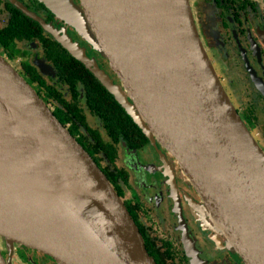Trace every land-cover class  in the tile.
I'll return each mask as SVG.
<instances>
[{"label":"water","instance_id":"water-1","mask_svg":"<svg viewBox=\"0 0 264 264\" xmlns=\"http://www.w3.org/2000/svg\"><path fill=\"white\" fill-rule=\"evenodd\" d=\"M52 1L59 15L74 12L78 33L121 84L79 44L59 41L178 161L201 198L194 204L204 226L244 264H264V150L214 70L189 0ZM32 155L56 165L70 185L30 172ZM17 246L59 264H157L108 177L0 54V264H12Z\"/></svg>","mask_w":264,"mask_h":264},{"label":"flooded vegetation","instance_id":"flooded-vegetation-1","mask_svg":"<svg viewBox=\"0 0 264 264\" xmlns=\"http://www.w3.org/2000/svg\"><path fill=\"white\" fill-rule=\"evenodd\" d=\"M73 1L77 6L80 5L79 0ZM189 2L199 37L223 88L264 150V0ZM48 3L54 6L52 0H0V33L6 36L14 26L18 12L33 20V23H38L41 28L39 31L38 26L30 25L31 33H38L35 38L13 39L7 46L0 42L1 56L11 65H18V73L26 81H33L31 86L39 96L46 95L45 83L63 91L64 98L72 103L74 93L61 77L65 73L70 79L78 75L70 71L71 64L60 76L54 61L47 58L42 43L43 38L57 42L71 54L59 41L71 39L86 48L87 55L95 59L120 85L109 62L100 55H94L91 51L93 48L82 38L73 23L56 13V9L47 6ZM25 8L45 23L53 25L56 35L47 32L40 22L25 13ZM58 50L61 51L60 48ZM75 72L82 78H88L85 72ZM34 73L39 80H34ZM88 81L92 82V79L89 77ZM77 92L80 94L79 107L87 125L100 135L101 141L96 142L84 129L78 130L73 124L68 123L67 128L75 130V138L102 171L110 172L116 168L125 172L123 175L117 172L120 175L117 183L122 190L119 196L135 220L145 244L149 245L153 254L151 256L157 264H244L222 235L206 228L203 221L195 218L191 212L193 203L201 202V198L187 183L188 179L182 173L178 161L161 145L155 147L147 136V140H144L131 133L130 126L129 134L126 135L127 143H114L100 119L87 105L85 87L80 85ZM89 118L98 124L96 128L88 123ZM83 133L89 138L83 137ZM101 142L113 145L116 149L113 161L102 152ZM19 259L21 264H59L50 255L27 246H18V250L13 252L11 263L19 264Z\"/></svg>","mask_w":264,"mask_h":264},{"label":"trees","instance_id":"trees-1","mask_svg":"<svg viewBox=\"0 0 264 264\" xmlns=\"http://www.w3.org/2000/svg\"><path fill=\"white\" fill-rule=\"evenodd\" d=\"M30 25L38 26V30H41L38 23H33V20L27 18L25 15L18 12L15 16L14 26L9 29V31L6 33V36L5 34H3V32L0 33V42L3 45L7 46L8 42L12 41L13 39L35 38L38 33L33 35L30 30ZM42 43L45 48L47 58L54 61L55 69L60 76L63 74L65 68H70L68 66H70L71 64L72 67L70 71L78 75L77 77L70 79L69 76H67L65 73L63 77H61L64 81V84L69 86L71 91L74 93L75 99L72 103L68 102L64 98L63 91H60L59 89L54 88L53 86H47L45 83H43L46 95H42L43 98L41 96L40 97L46 102V104L53 111L55 116L65 127H67L68 123L73 124L76 126V128H78V130L81 128L84 129L96 142L101 141L100 135H98L96 131L89 129L86 122V118L82 113V109L79 107L80 104L78 103V99L80 94L77 92V89H79L80 85H83L85 87V91L87 92V105L100 119V122L103 124V127L106 129L108 135L111 136L114 143L117 144L121 141L127 143L126 135L129 134V126L132 129L131 133L141 136L144 140H147L146 135L134 122V120L126 112V110L116 101L113 94H111L101 84V82L94 76V74L89 69L86 68V66L82 62L77 60L73 55L69 54L66 50L62 49L57 42H53L43 38ZM58 48H60L61 51H59ZM75 71H79L81 73L85 72L88 78L90 77V79H92V82L88 81V78H82ZM33 78L34 80H39V77L36 75V73H34ZM32 82V80L28 81L30 85H32ZM92 83H94L97 88H95ZM50 101H53V103ZM123 122H126V124H123ZM68 130L75 137V130L71 128ZM83 137H85L86 139L89 138L86 133H83ZM78 142L81 144L79 140ZM101 146L104 155L109 160L111 159L113 161L116 156V149L114 148V146L104 143H102ZM83 148L85 149L84 146ZM113 170H111L110 172H103L108 177L109 181L111 182L117 193L121 195L122 190H120L121 187L118 185L117 179L120 175H123V173L125 172L117 170L116 168H114ZM117 172L120 175L117 174ZM123 180H126L125 177H123ZM147 249L149 251V254L153 255L149 250V245H147Z\"/></svg>","mask_w":264,"mask_h":264},{"label":"bare ground","instance_id":"bare-ground-1","mask_svg":"<svg viewBox=\"0 0 264 264\" xmlns=\"http://www.w3.org/2000/svg\"><path fill=\"white\" fill-rule=\"evenodd\" d=\"M64 17L68 18L67 20H69L71 23H73V25L75 27H77L79 29V24L77 23V18L75 16L74 12L70 13V11H69V15H67V13H65ZM28 166H29L30 172H36L38 175L43 177L45 182L51 183L52 186L66 187V186L70 185L69 180L67 179V177H65L62 174V172L58 169V167L56 165H52V164L50 167L48 162L44 161V159H41V158L36 159V156L32 155V156L28 157Z\"/></svg>","mask_w":264,"mask_h":264},{"label":"rangeland","instance_id":"rangeland-1","mask_svg":"<svg viewBox=\"0 0 264 264\" xmlns=\"http://www.w3.org/2000/svg\"><path fill=\"white\" fill-rule=\"evenodd\" d=\"M36 19L35 20H37L38 22H40L41 24H42V26L44 27V29L47 31V32H49L50 34H52V35H56V31L53 29V28H55L53 25H50V24H47V23H45L43 20H41V18H39L37 15H35V14H33L32 12H30ZM53 27V28H52ZM56 29V28H55ZM87 42V41H86ZM88 43V42H87ZM89 44V43H88ZM90 45V44H89ZM88 45V46H89ZM93 49L91 50L92 51V53L94 54V55H96V56H99L100 54H99V52L92 46V45H90ZM89 46V47H90ZM83 49H85V51H86V48H83ZM101 56V55H100ZM102 57V56H101ZM95 60V59H94ZM96 61V60H95ZM97 62V61H96ZM17 71H18V68H17V64H14V65H12ZM88 123L93 127V128H96L97 126H98V124L96 123V122H94V121H92V119L91 118H89L88 119ZM104 135V134H103ZM187 183H189L188 181H187ZM194 203H197V202H194ZM193 203V204H194ZM190 207H191V205H189ZM191 212L194 214V216H195V218L197 217L199 220H201L197 215H195V214H198V212H197V210H196V208H195V204H194V206L192 207V209H191ZM145 220V219H144ZM143 220V221H144ZM202 221V220H201ZM162 229H163V227H162ZM158 235H161L162 233L161 232H156ZM18 250V246L17 247H15V249H14V251L13 252H16ZM4 255L8 258V257H10V255H9V253H8V251H7V249H4ZM12 255H13V253L11 254V257H12ZM19 262V264H21L22 263V261L19 259V261H17V263Z\"/></svg>","mask_w":264,"mask_h":264}]
</instances>
